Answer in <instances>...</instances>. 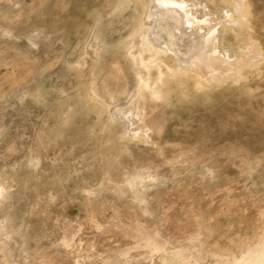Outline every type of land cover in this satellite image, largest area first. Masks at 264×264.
<instances>
[{
    "label": "rangeland",
    "instance_id": "374dc122",
    "mask_svg": "<svg viewBox=\"0 0 264 264\" xmlns=\"http://www.w3.org/2000/svg\"><path fill=\"white\" fill-rule=\"evenodd\" d=\"M248 3L236 26L234 0H0V264H264ZM208 27L230 61L259 50L241 79L179 64Z\"/></svg>",
    "mask_w": 264,
    "mask_h": 264
},
{
    "label": "bare ground",
    "instance_id": "6f19581e",
    "mask_svg": "<svg viewBox=\"0 0 264 264\" xmlns=\"http://www.w3.org/2000/svg\"><path fill=\"white\" fill-rule=\"evenodd\" d=\"M234 2L236 11L234 10V16H229V18H227L228 20L226 21V23L241 26L246 21L250 13V6L248 0H234ZM170 4H176V2L173 1ZM186 12H188V14L193 17V23H198V20L192 15L191 9L187 10ZM183 22H178V28L183 27L185 23ZM190 23V20H186V24L189 25ZM175 28L177 27H174V31H172L171 29L170 30L175 33ZM198 28L201 29V26H198ZM212 29H214V27H208L206 32L196 43L190 45L189 47L185 46L180 48V54L178 56L179 64L182 66V68L189 69L190 72H193L194 74L191 73L192 75H195V73L197 75H200V78L203 79L205 83L210 85H213L216 82L223 83L224 81L226 82L228 80L237 81L241 79L243 75L241 68L242 65L245 64L247 66H251L255 62L256 58L260 55L259 50L252 45L251 51L249 49V51L251 52V57L247 55H242L237 56V58L235 57L232 61H230L228 57L226 58V55L221 56L220 53L217 52L219 47L218 45H216V42H218L219 39L218 35H215ZM145 99L147 100V96H145ZM143 100L144 98L142 97L140 101L142 102ZM145 101L143 105L139 106L141 107V110L137 108L139 113V119L141 122L140 128L142 130V138H144V136H147L146 131L148 129H152L151 124L149 123L147 126L148 121L145 120L147 113H143V111H147L146 108H148V106H146ZM143 126L145 127L142 128Z\"/></svg>",
    "mask_w": 264,
    "mask_h": 264
}]
</instances>
